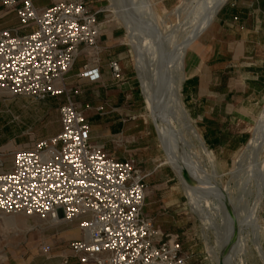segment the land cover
Wrapping results in <instances>:
<instances>
[{
	"label": "rangeland",
	"instance_id": "rangeland-1",
	"mask_svg": "<svg viewBox=\"0 0 264 264\" xmlns=\"http://www.w3.org/2000/svg\"><path fill=\"white\" fill-rule=\"evenodd\" d=\"M97 1L100 4L98 8L103 10L101 14L99 13V19L108 22L109 26H120L124 29L122 41L129 49L127 59L134 70L136 60H139V55L143 54L158 98L165 92L163 85L166 81L170 79L167 89H171L174 79L177 78L181 82L189 46L202 40L204 33L212 30L216 17L215 15L214 20L205 27L201 26L202 29L198 28L200 21L205 20L204 14L207 13L212 0H138L142 7L136 0V2L134 0ZM126 3H133L132 6L136 3V5L127 10ZM137 4L139 8L136 7ZM135 8L139 11L140 8L142 9L137 12ZM115 9L119 10V13L116 14ZM124 17L131 19L128 29L124 26L127 22L121 20ZM15 23L13 14L0 18V28ZM193 29H195V36L193 35L194 39L189 43ZM183 41L188 44L185 48H181L184 47L181 46ZM138 44L142 51H136V47L134 48V45ZM135 52L141 54L138 55ZM135 54L138 55V59ZM161 66H170L172 69L168 70ZM174 74L177 76L171 79ZM134 76L139 94L134 105L137 113L135 120L138 122L133 123L134 127L126 131L125 136L141 126L140 132L135 136L134 145L128 147L132 149L131 152L127 153L131 154L142 167L146 165L147 171L150 172V176L145 180L147 196L144 209L146 213L155 218L159 216L158 211L170 210L171 213L167 217L162 215L159 217H165L164 220L170 219L172 222V214L179 210L178 218L173 219L178 221L180 226H176L174 231L179 233L183 251L189 256L188 264H222L223 253H226L231 246L234 249L233 264H264L261 243L264 237V186L262 183L264 180V135L262 134L264 94L248 127L250 138L247 143L235 151L224 152L209 150L203 143L209 154L207 158L199 149L198 143L190 136L178 110V117H176L165 108L168 127L165 122L164 127L168 128L169 134L165 133L167 137L162 135L159 126L161 124L156 122L159 121L157 120L159 116L154 112L153 115L152 106L144 101L136 71ZM178 88L180 92V83ZM169 89L168 93L171 92ZM160 102L164 103V100ZM58 103L59 100L54 98L35 100L27 96L13 97L0 92V161L4 165L3 169L11 166L14 150L30 147L35 140L58 132L60 128ZM184 109L188 115L185 107ZM129 117L131 116H128L126 121L134 120ZM191 123L201 137L199 125L193 119ZM162 136L169 141L165 139L161 141ZM165 141L167 146L173 148V152H167V147L163 144ZM109 147L113 149L112 146ZM178 148H182L180 155H194L192 164L196 163L202 171L204 170L205 176L207 175L208 180L214 184L218 194L222 195V198H212L199 194L196 201L199 202L202 214L192 212L187 197L188 192L181 178L182 174H179L180 172L171 163L172 154L174 153V156L175 149ZM124 149L121 146V150ZM259 171L262 172L261 175ZM196 174H201V171ZM258 181L261 182L258 183ZM260 186H263L262 189ZM52 224L53 222L48 218L27 217L22 214L0 215V264H58L63 256H69L68 242L80 235L77 224ZM29 228L31 231H27ZM254 229L255 232H253ZM43 245H49L50 250L43 252L41 249Z\"/></svg>",
	"mask_w": 264,
	"mask_h": 264
},
{
	"label": "built area",
	"instance_id": "built-area-1",
	"mask_svg": "<svg viewBox=\"0 0 264 264\" xmlns=\"http://www.w3.org/2000/svg\"><path fill=\"white\" fill-rule=\"evenodd\" d=\"M0 5L18 22L0 28V92L59 100L60 125L57 133L14 150L9 168L0 161V215L76 223L80 235L58 264H188L179 236L160 231L145 212L150 172L133 157L119 160L92 142L84 109L73 99L78 90L64 83L81 47L91 57L80 76L98 79L103 10H92L87 0H54L43 8L34 0ZM109 68L124 85L120 64L111 60ZM95 110L103 113L104 106Z\"/></svg>",
	"mask_w": 264,
	"mask_h": 264
},
{
	"label": "crops",
	"instance_id": "crops-1",
	"mask_svg": "<svg viewBox=\"0 0 264 264\" xmlns=\"http://www.w3.org/2000/svg\"><path fill=\"white\" fill-rule=\"evenodd\" d=\"M52 1L34 0V3L36 7L43 8ZM226 1L216 14L212 30L205 32L202 40L189 46L180 82L182 103L190 118L199 125L202 141L207 148L219 152L235 151L247 143L250 138L248 127L264 94V0ZM87 3L94 11L101 9L97 0H87ZM9 14L15 16L14 13ZM9 14H4L0 5V18ZM100 21L103 22V30L96 54L98 79L89 80L80 76L83 65L91 57L81 47V53L65 76L64 83L68 89L78 90L73 99L79 108L84 109L91 126L92 142L102 145L114 158L123 160L133 157L127 153L132 150L128 147L134 145L135 136L141 129L140 126L125 136L126 131L138 122L135 120L137 113L134 105L139 94L135 86L134 67L127 59L129 49L122 41L124 29ZM17 23L16 19L15 24L1 28ZM111 60L120 64L126 81L124 85L112 78ZM85 104L91 107L85 109ZM100 105L104 106L103 113L95 110ZM128 116L134 120L126 121ZM121 146L125 149L121 150ZM143 168L147 170L146 165ZM169 213L170 210L165 209L158 211L159 216L167 217ZM178 214L179 210L172 214V222L170 219L166 222L165 217H152L160 231L179 236L174 229L180 224L173 219L178 218ZM261 243L264 255V237ZM71 264L76 263L71 261Z\"/></svg>",
	"mask_w": 264,
	"mask_h": 264
},
{
	"label": "bare ground",
	"instance_id": "bare-ground-1",
	"mask_svg": "<svg viewBox=\"0 0 264 264\" xmlns=\"http://www.w3.org/2000/svg\"><path fill=\"white\" fill-rule=\"evenodd\" d=\"M135 1V0H134ZM136 1H138V0H136ZM135 1V2H136ZM140 1H142V0H140ZM226 0H212V3H211V6L209 7V9L207 10V13H205L204 15H205V20H204V17H203V20L204 21H200V27H198L199 29H202L203 27H201V26H206V25H208L213 19H214V17H215V15H216V13L218 12V10L220 9V7L224 4V2H225ZM138 4L140 3L139 1L137 2ZM144 3V2H143ZM135 5H136V3H134ZM137 4V6L136 7H138L139 5ZM148 5V3H145V5ZM133 5V3H126V5H125V7H127L126 9L127 10H130L132 7H135V5L134 6H132ZM144 5V4H143ZM144 5V6H145ZM140 6L142 7V5H141V3H140ZM139 8V7H138ZM136 9V10H138L137 12H140L141 11V9L142 8H140V11H139V9ZM144 9H146V8H144ZM116 10V9H115ZM126 10V11H127ZM143 12V11H142ZM146 12V11H145ZM149 12H151L150 10H149ZM115 13L117 14V13H119V10H116L115 11ZM144 13V12H143ZM145 14V13H144ZM150 15V14H149ZM121 20L123 21V20H125L126 22H127V25H124L125 27H126V29H128L129 28V26H130V18L129 17H124V18H121ZM206 22V24L204 25V23ZM203 24V25H202ZM198 25V24H197ZM199 26V25H198ZM197 27V26H196ZM195 27V28H196ZM198 28H196V30L198 31ZM194 30L195 29H193V34H192V36L191 35H188L189 37L191 36V38H189V43H190V40L192 41L194 38H193V35L195 36V33H194ZM202 31V30H201ZM196 32V31H195ZM200 32V31H199ZM192 33V32H191ZM190 33V34H191ZM197 34V33H196ZM135 39V38H134ZM133 39V40H134ZM186 39V38H185ZM186 41V40H185ZM187 42H188V39H187ZM186 42V43H187ZM137 43V42H136ZM182 43H184V41L182 42ZM182 43H181V46H184V47H181V48H185V46H188V44H186V43H184V45H182ZM136 47V51L137 50H139V51H142V49H141V47H140V45L138 44V45H134V48ZM179 47V46H178ZM177 47V48H178ZM138 51V52H139ZM178 51H179V49H178ZM135 53H137V52H135ZM138 55L139 54H141V53H137ZM137 54H135L136 55V59H138L137 58ZM181 54V53H180ZM176 56V55H175ZM139 60H136V63H135V71H136V73H137V77H138V79H139V83H140V87H141V91H142V95H143V98H144V101L148 104V105H150V106H152L151 108L153 109V111H151L152 112V114H153V112H154V114L155 115H158L159 117H158V119L157 120H159V121H156V119H155V121L156 122H158L159 124H161V125H159L160 126V130H161V132H162V135L164 136V137H167L166 135H168L169 134V130H167L164 126H166L167 124V122H166V119H167V115L165 114V112H166V109H167V111L169 112V113H171L173 116H176V117H178V113H177V110H178V112L180 113V115H181V117H182V119H183V121H184V123H185V127L187 128V130L189 131V134H190V136L192 137V139L194 140V141H196L197 143V145H198V147H199V149L201 150V151H203V153H204V156H206L207 158L209 157L208 155V152L205 150V148H204V144H203V141H202V139H201V137L199 136V134H198V132L196 131V129L194 128V126L192 125V123H191V119L189 118V116L187 115V113H186V111H185V109H184V107H183V105H182V103H181V97H180V92H179V88H178V84L180 83V81L176 78V79H174L176 76H177V74H174V76L171 78V79H174V82H172V86H171V89H169L171 92H169L168 93V89H167V85H168V82L170 83V79L168 80V81H166L165 83H164V85H163V88L165 89V92H164V94H160V97L158 98L157 96H156V94H155V89H154V82L152 81V79H151V74H150V72H149V67H147V65L145 64V60H144V58H143V54L140 56L139 55ZM180 57H182L181 55H180ZM179 56H178V58H180ZM180 60H181V58H180ZM179 60V61H180ZM161 67H163V68H166V69H168V70H170V69H172L170 66H161ZM157 87V86H156ZM158 88V87H157ZM160 100H164V103H161L160 102ZM162 104V105H161ZM149 106V107H150ZM148 107V108H149ZM166 108V109H165ZM150 109V108H149ZM162 112H161V111ZM264 111V110H263ZM158 112V113H157ZM263 113V112H262ZM153 114V115H154ZM264 119V118H263ZM164 122H165V124L166 125H164ZM155 125L156 126H158L156 123H155ZM163 128H162V127ZM264 126V125H263ZM167 127H168V125H167ZM165 128V129H164ZM157 129V131L159 130L158 128H156ZM262 130H264V128H262ZM170 131H172V130H170ZM159 132V131H158ZM264 132V131H263ZM262 132V134L264 135V133ZM164 133V134H163ZM165 133H167L166 135H165ZM161 134V133H160ZM262 135V136H263ZM163 136L161 137V138H163ZM262 138V137H261ZM164 139L165 140H167V141H169L167 138H163L161 141H164ZM262 140V139H261ZM163 143V142H162ZM166 141H165V143H163V144H165L166 145ZM186 143V142H185ZM254 143H256V142H254ZM187 144V143H186ZM168 145V144H167ZM166 145V150H167V152H173V148L172 147H170V146H167ZM250 145V144H249ZM201 146V147H200ZM191 147H194V145L192 146L191 145ZM181 151H182V148H178V149H175V152H176V156L174 155L173 156V154H172V158H171V163L177 168V170L180 172L179 174H182V180H183V183H184V187H185V189H186V192H188V195H187V197H188V199H189V203H190V205H191V208H192V212H194V213H201L202 214V210H201V208H200V206H199V202L198 201H196V199L198 198V195L199 194H203V195H205L206 197H212V198H222V195L221 194H218V192L216 191V188H215V186H214V184L212 183V182H210V180H208L209 178H207L206 176H205V173L199 168V166L195 163V164H192V162L194 163V155H189L188 156V154L187 155H180L181 154ZM184 152V151H183ZM170 154V153H169ZM198 171H201V174H196ZM262 173V172H261ZM261 173H260V171H259V175H261ZM204 174V175H203ZM258 180V179H257ZM262 181V180H261ZM260 181V182H261ZM259 181H258V183H260ZM262 183H263V186H264V180L262 181ZM262 185V184H261ZM258 186V185H257ZM262 186V187H263ZM261 187V186H260ZM260 187H259V190H258V193L260 192ZM262 187H261V189H262ZM191 189H192V191H191ZM261 194H262V192H261ZM226 196V195H225ZM255 196V195H254ZM256 196H258L257 194H256ZM259 198H260V196H259ZM256 199H257V197H256ZM255 198H254V201L256 200ZM228 202V201H227ZM220 203V202H219ZM258 203H259V201H258ZM220 205V204H219ZM224 205V204H223ZM225 206V205H224ZM224 209V208H223ZM222 209V210H223ZM226 212V211H225ZM223 213H224V210H223ZM226 215V214H225ZM227 216V215H226ZM206 218V217H205ZM205 218H204V220H205ZM223 221V220H222ZM52 222H53V224L52 225H54L55 223H63L60 219H57V220H52ZM256 222V221H255ZM222 224H224L223 222H222ZM253 224V223H252ZM255 224V223H254ZM256 224H257V222H256ZM251 225V224H250ZM251 227H252V225H251ZM28 228V227H27ZM253 228V227H252ZM31 231V229L29 228V229H27V231ZM253 232H255V229H254V231ZM225 246V245H224ZM232 247V246H231ZM229 248V250L226 252V253H223V262H222V264H233L232 262V256L234 255L233 254V251H234V249L233 248ZM224 249V248H223Z\"/></svg>",
	"mask_w": 264,
	"mask_h": 264
},
{
	"label": "trees",
	"instance_id": "trees-1",
	"mask_svg": "<svg viewBox=\"0 0 264 264\" xmlns=\"http://www.w3.org/2000/svg\"><path fill=\"white\" fill-rule=\"evenodd\" d=\"M209 150H211V148H208Z\"/></svg>",
	"mask_w": 264,
	"mask_h": 264
},
{
	"label": "water",
	"instance_id": "water-1",
	"mask_svg": "<svg viewBox=\"0 0 264 264\" xmlns=\"http://www.w3.org/2000/svg\"><path fill=\"white\" fill-rule=\"evenodd\" d=\"M204 143V142H203Z\"/></svg>",
	"mask_w": 264,
	"mask_h": 264
}]
</instances>
